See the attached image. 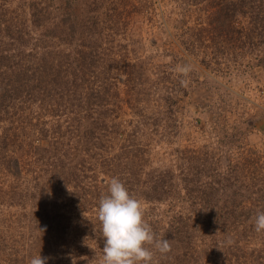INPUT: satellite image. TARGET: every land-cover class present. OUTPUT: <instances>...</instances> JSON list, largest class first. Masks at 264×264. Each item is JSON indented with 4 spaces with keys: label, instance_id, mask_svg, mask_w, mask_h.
Listing matches in <instances>:
<instances>
[{
    "label": "rangeland",
    "instance_id": "obj_1",
    "mask_svg": "<svg viewBox=\"0 0 264 264\" xmlns=\"http://www.w3.org/2000/svg\"><path fill=\"white\" fill-rule=\"evenodd\" d=\"M0 111V264H100L113 177L171 241L155 264H264V0H0ZM74 116L76 156L54 135Z\"/></svg>",
    "mask_w": 264,
    "mask_h": 264
},
{
    "label": "clouds",
    "instance_id": "obj_2",
    "mask_svg": "<svg viewBox=\"0 0 264 264\" xmlns=\"http://www.w3.org/2000/svg\"><path fill=\"white\" fill-rule=\"evenodd\" d=\"M177 70L187 76L190 68ZM96 211L104 239L100 264H155L157 252L164 255L172 251L171 241L156 235L144 218L143 203L119 178L109 179L107 194L100 198ZM253 219L255 231H264V211H258ZM46 260L39 253L29 264H46Z\"/></svg>",
    "mask_w": 264,
    "mask_h": 264
},
{
    "label": "trees",
    "instance_id": "obj_3",
    "mask_svg": "<svg viewBox=\"0 0 264 264\" xmlns=\"http://www.w3.org/2000/svg\"><path fill=\"white\" fill-rule=\"evenodd\" d=\"M229 2H231V1H229ZM235 5H236V3H235ZM259 7H261V4H259L255 7L257 12H258ZM220 14H222V11L220 12ZM88 72H90V71H88ZM91 75H92V73H91ZM83 82L84 81L79 80L78 84H76V85H78L79 87H81L83 89L84 88ZM85 91L87 92V90H85ZM9 92L10 91H7V93H9ZM7 97L8 96H6V99H7ZM3 101L4 102L6 101V103H8V104L5 105V104L1 103V106H2L1 109L5 110L4 112H7V114L9 113L10 115H12V110H10V111L7 110V109H12V105L10 104L12 101L11 100H3ZM88 111H89V109L87 110V117L85 119H83V121H85L88 118V113H89ZM14 114H15V112H14ZM89 116H91V114ZM76 117L77 116H74L73 120L68 122L63 127V129H64L63 132H61V130H57L54 133L55 136L57 135L59 143L62 142V144H64V145L65 144L68 146L71 145L70 148L72 149V152H74L75 156H76V154H78L81 151V147L83 146V144H88V142H89L87 140V138H85V136H84V131H86V129H85L86 125H85V127L82 124L80 126L79 125L73 126L74 122L79 123V120ZM9 124H12V122L9 121ZM79 130L80 131L82 130L81 134L77 135ZM8 131L10 132V130H8ZM71 139H73L75 141V145H73L71 143ZM85 140L88 142H85ZM93 142H94V140H93ZM62 144H61V146H62ZM92 144H94V143H92ZM11 160L14 161V159H11ZM9 168H10V170H12L13 174L16 176V178L20 182V184L23 186H26V188H25L26 190L29 189L28 190L29 196L31 194H34V197L38 202L39 199L42 197V195L47 190V188L45 189V188L41 187V184H40L41 183V180H40L41 174L40 173L33 174L30 172V178L28 180L27 177L20 174V172H19L20 170H18V167H16L15 164H12V166L10 165ZM68 170L73 171L75 173L76 168L66 169V171H68ZM76 172H77V170H76ZM52 173L54 176H55V173H57V177L59 176L60 180L63 181L62 186L64 187V190H66L68 188V189H70V192H72V193H74V192H79L80 194L82 193L83 198H88V197L90 198L93 196L92 190L96 189V188H95V185L93 183L92 178H88V176L85 177V175L83 176V178H81L79 175H77L78 173L77 174L75 173L76 174L75 179H72V178L67 179L65 177H62L65 174V169H62V168L53 169ZM216 187H217V184H216ZM216 187L212 184H207L204 187V191H210L211 192V191L216 190L217 189ZM56 191H58V189ZM53 195H56V194L53 193ZM213 196L214 195H212V193L208 194L205 192H204V194L200 195V197L202 199L203 198L209 199V198H212ZM178 217H180V216L176 215V218H178ZM212 218H215V215H212ZM179 221H181V224H184V222L182 220H179ZM155 222L157 223L158 226H161L162 228H163L164 224H170L171 225V223H173L172 221L162 220V218L160 220H156Z\"/></svg>",
    "mask_w": 264,
    "mask_h": 264
}]
</instances>
